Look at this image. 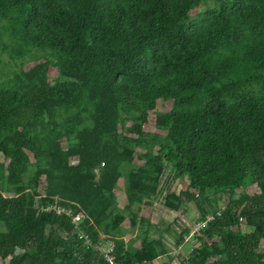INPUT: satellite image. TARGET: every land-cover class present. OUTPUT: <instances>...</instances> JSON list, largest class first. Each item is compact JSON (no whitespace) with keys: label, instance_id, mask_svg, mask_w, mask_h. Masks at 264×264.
I'll list each match as a JSON object with an SVG mask.
<instances>
[{"label":"trees","instance_id":"trees-1","mask_svg":"<svg viewBox=\"0 0 264 264\" xmlns=\"http://www.w3.org/2000/svg\"><path fill=\"white\" fill-rule=\"evenodd\" d=\"M196 2L0 0V38L8 39L12 56L36 51L42 60L0 78V181L13 191L0 192L2 264H111L77 234L83 228L96 240L90 218L113 234L124 215L110 212L111 183L101 181L84 196L79 177L101 158L89 138L110 133L118 107L145 115L158 99L172 100L159 116L170 140L165 157L199 190L244 186L257 173L252 164L264 150V0H223L187 22ZM47 64L59 71L48 84L42 78ZM32 77L39 79L42 96L29 98L24 85ZM75 138L61 149L62 141ZM163 153L146 158L149 168L129 172L125 190L131 205L162 170ZM41 156L53 164L41 159L30 174L33 158ZM49 167L67 183L57 192L59 204L80 203L89 215L77 222L78 233L70 216L32 207ZM41 200L55 204L50 192ZM255 208L264 211V205ZM136 214L130 210L132 225ZM139 217V246L132 250L123 239L113 242V264H140L162 252ZM49 224L65 229L45 240ZM222 241L224 259L211 260L210 252L197 250V263L264 264L252 256V242L244 235L229 232Z\"/></svg>","mask_w":264,"mask_h":264},{"label":"rangeland","instance_id":"rangeland-1","mask_svg":"<svg viewBox=\"0 0 264 264\" xmlns=\"http://www.w3.org/2000/svg\"><path fill=\"white\" fill-rule=\"evenodd\" d=\"M223 0H197L191 8L187 22L201 19L203 13L210 8H217ZM8 39L0 38V78H11L14 73L26 72L33 65L42 61L39 54L32 51L23 57L12 56L8 49ZM59 77L58 68L52 64H47L43 81L48 84L54 82ZM39 79L32 77L24 85L29 98L37 97L41 94L39 89ZM172 100L158 99L155 106L149 109L145 115L139 111L118 107V114L113 129L105 134L100 140L89 138L88 144L91 150H98L101 156L99 161L93 163L91 169L85 168L83 175L79 177V183L84 187V196L94 193V189L103 181L106 185L111 183V191L114 199L110 212L118 211L124 215L120 225L115 229V233L109 234L102 230V224L91 221L96 230V240L92 238L91 232L84 230L79 221L88 217L86 210L79 203H66L71 208L73 214H79V218L72 217L69 223L84 231V236L77 234V239L84 246H91L93 250L101 256L113 246V242L118 239L125 240L130 249H136L140 244L141 222L143 216L144 226L148 235L157 239L161 246V253L140 264H198L195 254L197 250L210 252V259H224L221 252L224 247L222 237L227 233H239L244 235V240L251 244L252 256L264 260V211L255 208V204L264 205V150L257 152V161L252 164L257 171L250 176L248 182L240 187H210L203 190L192 186L190 178L186 172H179L175 162L165 157L167 147L170 146L167 126L161 122L159 116L168 111ZM47 114L46 111H44ZM141 131V133H140ZM70 141H62L61 149H65ZM124 148L132 150L127 153ZM109 152V153H108ZM159 152L162 154V170L155 179L149 180L148 189L141 193L140 199L134 204H130L125 190L128 182L129 172L139 166L146 165L145 160L149 156H154ZM111 153V154H110ZM107 155H112L109 157ZM60 156V155H59ZM0 154V160H2ZM43 158H33L29 167V172H34L36 165ZM73 159V156L71 157ZM42 162L51 166L52 159H42ZM260 164V165H259ZM261 166V167H260ZM86 172L91 179L84 174ZM29 174V173H28ZM52 168L41 178L37 187L40 195L32 201L33 208H45L53 203L42 201L41 196L51 193L55 199L54 203H61L57 193L59 189L66 186V181L57 176ZM28 175H24V181ZM52 184L55 192L46 184ZM69 190L77 192L79 188ZM0 192L11 194L13 191L5 189L0 181ZM30 205V203H26ZM130 210L137 212L135 224L132 225ZM232 215V216H231ZM250 218V219H249ZM257 224L260 229H257ZM65 229L62 225L49 224L45 227V240L49 239L56 231ZM62 232V231H60ZM90 234L88 240L85 235ZM256 236L258 239H255ZM92 244V245H91ZM216 249V250H215ZM16 251H20L16 249ZM216 252V253H215ZM113 250L108 254L111 259ZM0 264L2 260L0 259Z\"/></svg>","mask_w":264,"mask_h":264},{"label":"built area","instance_id":"built-area-1","mask_svg":"<svg viewBox=\"0 0 264 264\" xmlns=\"http://www.w3.org/2000/svg\"><path fill=\"white\" fill-rule=\"evenodd\" d=\"M43 209H54L57 213H64L65 215H68V216H70L71 218L72 217H76V218H79V214H73V212L71 211V208H68L67 206H64V205H61V204H51L50 206L48 205V206H46L45 208H43ZM81 235H83L84 236V233H81ZM85 238L88 240V237H87V235H85ZM112 248H113V246H110L109 247V250H107L106 252H105V254H104V256L106 257V259L111 263V264H113L112 263V259L110 258V257H108L109 255V253L111 252V250H112Z\"/></svg>","mask_w":264,"mask_h":264}]
</instances>
